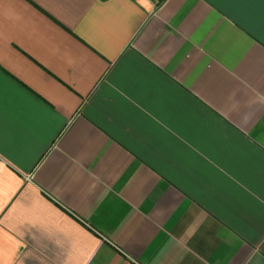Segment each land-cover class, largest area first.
Returning a JSON list of instances; mask_svg holds the SVG:
<instances>
[{
  "label": "crops",
  "instance_id": "1",
  "mask_svg": "<svg viewBox=\"0 0 264 264\" xmlns=\"http://www.w3.org/2000/svg\"><path fill=\"white\" fill-rule=\"evenodd\" d=\"M0 264H264V0H0Z\"/></svg>",
  "mask_w": 264,
  "mask_h": 264
}]
</instances>
